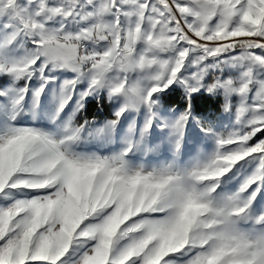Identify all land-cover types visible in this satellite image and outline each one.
Wrapping results in <instances>:
<instances>
[{"label": "snow or ice", "instance_id": "6c2138e0", "mask_svg": "<svg viewBox=\"0 0 264 264\" xmlns=\"http://www.w3.org/2000/svg\"><path fill=\"white\" fill-rule=\"evenodd\" d=\"M0 81V264H264V0H0Z\"/></svg>", "mask_w": 264, "mask_h": 264}, {"label": "trees", "instance_id": "16d2710c", "mask_svg": "<svg viewBox=\"0 0 264 264\" xmlns=\"http://www.w3.org/2000/svg\"><path fill=\"white\" fill-rule=\"evenodd\" d=\"M178 98V93L173 97V102L174 100ZM209 101L205 99H198L197 101V107L199 108H206L209 106ZM218 108V105H216ZM109 109L106 106H103L102 110H98V105L95 101H90L87 106V111L86 113L82 114L83 116H86L88 119H91L93 116H96L97 119H104L108 115Z\"/></svg>", "mask_w": 264, "mask_h": 264}, {"label": "rangeland", "instance_id": "374dc122", "mask_svg": "<svg viewBox=\"0 0 264 264\" xmlns=\"http://www.w3.org/2000/svg\"><path fill=\"white\" fill-rule=\"evenodd\" d=\"M3 83V81H0V84H2Z\"/></svg>", "mask_w": 264, "mask_h": 264}]
</instances>
